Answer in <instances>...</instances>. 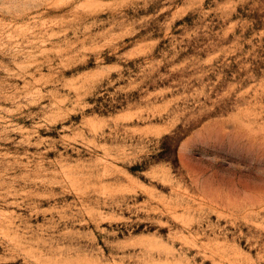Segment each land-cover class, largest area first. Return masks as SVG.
<instances>
[{
  "label": "rangeland",
  "instance_id": "obj_1",
  "mask_svg": "<svg viewBox=\"0 0 264 264\" xmlns=\"http://www.w3.org/2000/svg\"><path fill=\"white\" fill-rule=\"evenodd\" d=\"M0 264H264V0H0Z\"/></svg>",
  "mask_w": 264,
  "mask_h": 264
}]
</instances>
